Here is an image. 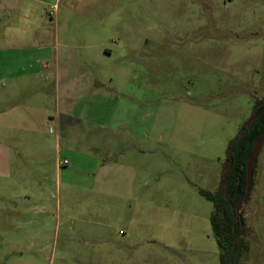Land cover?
Masks as SVG:
<instances>
[{
	"label": "rangeland",
	"instance_id": "obj_1",
	"mask_svg": "<svg viewBox=\"0 0 264 264\" xmlns=\"http://www.w3.org/2000/svg\"><path fill=\"white\" fill-rule=\"evenodd\" d=\"M49 2L0 0V264H220L200 191L219 190L229 143L264 99V0ZM58 51L61 71L78 64L96 97L127 105L135 150L107 160L89 123L56 137ZM94 156L110 167L93 171ZM244 215L241 264H264L257 168Z\"/></svg>",
	"mask_w": 264,
	"mask_h": 264
},
{
	"label": "crops",
	"instance_id": "obj_2",
	"mask_svg": "<svg viewBox=\"0 0 264 264\" xmlns=\"http://www.w3.org/2000/svg\"><path fill=\"white\" fill-rule=\"evenodd\" d=\"M30 1L40 7H46L50 3L49 0ZM112 55L113 51L109 49H105L103 53L100 52L97 54L98 58H101V56L110 57ZM57 60L58 65L56 64L57 67L55 70L56 87L54 101V120L57 128L56 137L59 139L61 138L62 128H65L66 133L69 134L73 129L75 122L89 123L93 126H99L101 129L98 133L96 132V134L94 133L91 135L92 140L91 143H89V146H92L91 148H94L95 151L106 154L108 157L107 160L114 157L116 153H119L118 151H120L121 145L127 144L128 142L130 144V149L135 150L136 147L134 146L133 141H135L138 132L132 127V124H128L135 122V119L134 117L125 116L127 105L120 102L111 103L110 101L103 99V97H96L103 92V86H101L102 84H98L99 82L94 79L90 71L84 70L76 63L61 71L59 51L57 52ZM107 94L110 93L108 92ZM37 103L42 105L39 110L44 112L46 120L50 123V118L52 117L51 108H46L45 102L39 98ZM13 105L14 106L9 107L8 109L12 110L13 108H17L16 104ZM129 107V112H132L131 116H133L134 112L136 113L135 106L132 105ZM16 121V116L13 119H9V122L12 124ZM42 133L49 134V130H45L44 128ZM56 146L59 148L57 154L60 155L61 147L58 143ZM89 158L90 160L92 158L93 171L101 166H103V168L110 167L106 159L101 156ZM72 161H75L73 156ZM56 162L59 167V156ZM256 168L261 172L262 179H264V146L260 153V161L256 164ZM244 217L246 221L247 216ZM250 228L251 226L249 229Z\"/></svg>",
	"mask_w": 264,
	"mask_h": 264
},
{
	"label": "trees",
	"instance_id": "obj_3",
	"mask_svg": "<svg viewBox=\"0 0 264 264\" xmlns=\"http://www.w3.org/2000/svg\"><path fill=\"white\" fill-rule=\"evenodd\" d=\"M263 133L264 99L255 102L251 122L243 125L229 143L223 169L224 182L219 190L216 193L200 191L213 205L211 224L221 250L220 264H241L243 254L248 250V243L244 239L247 163ZM259 154L255 160L254 172Z\"/></svg>",
	"mask_w": 264,
	"mask_h": 264
},
{
	"label": "water",
	"instance_id": "obj_4",
	"mask_svg": "<svg viewBox=\"0 0 264 264\" xmlns=\"http://www.w3.org/2000/svg\"><path fill=\"white\" fill-rule=\"evenodd\" d=\"M264 146V133L261 136V138L257 141L255 144L249 159L247 163V195L245 202H248L251 196V190H252V185H253V176H254V166H255V160L259 152L262 150Z\"/></svg>",
	"mask_w": 264,
	"mask_h": 264
},
{
	"label": "built area",
	"instance_id": "obj_5",
	"mask_svg": "<svg viewBox=\"0 0 264 264\" xmlns=\"http://www.w3.org/2000/svg\"><path fill=\"white\" fill-rule=\"evenodd\" d=\"M58 164H59L60 167L68 165L69 164V160L59 161Z\"/></svg>",
	"mask_w": 264,
	"mask_h": 264
}]
</instances>
